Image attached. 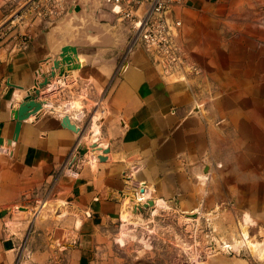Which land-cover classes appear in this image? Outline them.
<instances>
[{
    "label": "crops",
    "instance_id": "crops-1",
    "mask_svg": "<svg viewBox=\"0 0 264 264\" xmlns=\"http://www.w3.org/2000/svg\"><path fill=\"white\" fill-rule=\"evenodd\" d=\"M223 1L187 0L178 13L186 26H182L180 38L183 30L189 41L192 36L188 13L211 12ZM81 5L80 18L90 14L87 6L93 9L92 20L84 27L79 20L68 22L72 17L37 19L27 28L31 40L26 48L0 43V120L4 123V144L0 147V264H37L33 258L44 257V246L30 241L32 229L49 223L51 231L38 227L33 237L54 241L57 253L65 256L62 264H92L97 238L100 234L107 236L108 225L114 221L122 224L123 216L131 213L126 204L132 196L137 201L152 199L158 204L177 196L190 199V175L201 168L192 171L193 163L209 152L217 156L215 116H231L232 126L242 135L239 142L251 160L242 159L241 163L264 166V119H257L258 114L264 116V43H258L259 31L250 29L239 39L234 38L230 46L225 42L220 46L234 63L240 58L247 61L248 72L242 75L241 67L234 64L232 75L226 74V59L216 61L212 77L221 90L214 100L216 111L208 110L209 121L200 111L195 112L201 106L186 76L181 80L176 74L165 75L143 48L129 49V26L120 21L122 28L113 33L118 19L106 6L109 11L86 5L83 0ZM13 12L10 5H0V25ZM261 35L264 39V32ZM68 42L78 48L75 63L79 67L72 75L52 78L41 89L37 99L43 103V113L25 121L18 140L8 143L15 130L10 105H18L35 84L39 61L48 56L57 59ZM222 93L229 97H222L219 103ZM75 102L81 107H75ZM248 106L251 110H241ZM96 114H102L100 119L95 120ZM62 116H69L77 130L65 126ZM82 141L89 145L97 142V148L90 147L87 156L74 163ZM106 149L109 161H89L91 154H102ZM47 189L56 194L54 201L60 210L45 221L36 219L28 243L21 245L18 235L29 228L24 209L40 204ZM44 200L51 201L48 197ZM20 219L27 225L15 230ZM10 240L12 247L6 246Z\"/></svg>",
    "mask_w": 264,
    "mask_h": 264
},
{
    "label": "rangeland",
    "instance_id": "rangeland-1",
    "mask_svg": "<svg viewBox=\"0 0 264 264\" xmlns=\"http://www.w3.org/2000/svg\"><path fill=\"white\" fill-rule=\"evenodd\" d=\"M28 1L0 0V5L2 7L10 5L16 12ZM83 1L86 5L91 3L94 8H104L109 11L100 0ZM65 3L68 9L71 3L80 4L81 0H65ZM86 10L90 14L80 18L82 24L80 27H84L85 22L89 23L92 20L90 18L93 9L87 6ZM207 13H188L189 27L191 26L189 32L192 35L189 38L192 43L184 30L182 41L191 59L198 66L199 73L186 76V80L189 79L194 87L196 101L201 106L195 112L200 111L199 114L210 121L208 110L216 111L214 107L217 103L214 100L221 90L212 77L213 71H216V61L226 59L228 66L223 68L226 74L232 75L234 64L241 67L242 75L248 72L247 61L240 58V61L234 63L232 58L228 59L223 54L220 46L223 42L230 46L234 38L239 39L241 33L243 36L244 32L250 29L259 31L258 43H264L261 35L264 32V0H224L220 6ZM75 20L77 19L72 17L68 22ZM122 25L120 20L116 21L111 31L116 33ZM24 27L26 28L25 25ZM183 27H186L184 23ZM17 42L16 32L0 37L3 46L13 44L12 47L16 48ZM222 97L229 96L225 93L220 94L219 103L224 99ZM251 107H242L241 110L249 111ZM257 119L262 120L264 116L258 114ZM212 120L216 122L214 127L218 133V138L216 137L218 150L215 153L217 156L209 152L206 157H200L202 161L200 159L199 162L193 163L192 171L201 166L195 175H192L193 172L190 175V189L194 197L189 196L190 199H187L177 196L175 199H166V204L160 203L161 205L144 210L142 213L143 204L140 203L147 199L137 201L132 196L133 199L130 200L132 205L134 200L138 204L135 209L132 208L133 212L140 214L146 222L137 224L136 220H132L131 213H126L122 224L116 220L108 225L109 234L107 236L100 234L97 238L92 251V264H264V258H261L257 252H252L244 245L239 248L233 247V237L239 234L244 212H249L255 219L250 223V239L255 242H258V239L262 242L261 239H264V233H261L264 230V166L260 163L245 165L241 163L240 160L249 162L251 158H248V151L240 143L242 135L238 134V129L234 128V125L232 126L231 116L224 118L215 116ZM219 164L223 166L219 167ZM198 172L203 174L212 172L205 186L201 185L196 174ZM55 195L47 189L46 195L41 197L40 204L36 203L34 205L36 207L33 208L25 207L23 214L27 216L29 228L26 227L25 231L18 235L21 245L28 243L31 225L36 219L45 221L51 214H56L60 210L58 204H55ZM47 197L51 201L44 200ZM126 205L128 206V203ZM18 222L15 230L27 225L21 219ZM51 224L36 225L35 231L32 229L30 241L32 239L37 245L44 246V249L42 248L44 257L33 258L34 263H63L65 256L63 253H57L58 246L54 241L47 242L33 237L38 227L41 230L51 231ZM125 227L129 229L126 230ZM125 231L127 235L123 236L122 232ZM122 237L125 243L120 242Z\"/></svg>",
    "mask_w": 264,
    "mask_h": 264
},
{
    "label": "built area",
    "instance_id": "built-area-1",
    "mask_svg": "<svg viewBox=\"0 0 264 264\" xmlns=\"http://www.w3.org/2000/svg\"><path fill=\"white\" fill-rule=\"evenodd\" d=\"M113 11L121 22L126 23L132 39L129 49L141 47L166 73H199L188 50L180 38L183 20L178 14L187 0H101ZM65 0H29L0 25V37L16 32V49H24L31 40L27 32L37 19H52L63 16L67 11ZM171 11L174 22L170 23L167 13ZM26 26V28L24 27ZM25 28V29H24Z\"/></svg>",
    "mask_w": 264,
    "mask_h": 264
},
{
    "label": "water",
    "instance_id": "water-1",
    "mask_svg": "<svg viewBox=\"0 0 264 264\" xmlns=\"http://www.w3.org/2000/svg\"><path fill=\"white\" fill-rule=\"evenodd\" d=\"M101 1V0H100ZM102 2V1H101ZM82 10L81 3H71L68 6L66 13L63 15V19H68L70 17H75L77 20H80L78 13ZM170 23L174 22L173 14L171 11L167 13ZM59 56L57 59H54L52 56H48L39 61V67L34 71V85L28 89L27 94L19 101L18 105H10V115L13 121H15V130L14 136L8 141L12 143L13 141L18 140L22 124L27 121L32 116H40L43 113V103L37 99V96L40 95L41 89L46 85L51 83V79L58 76L60 79L62 76L72 75L73 69L79 67V64L75 63V60L78 58V48L75 44L65 43L58 53ZM2 110V99L0 98V116ZM62 122L65 126L70 129L77 130L76 126L72 124L69 116H62ZM4 123L0 120V147L4 144V138L1 136L2 128ZM90 147L94 149L97 148L95 145H89L87 141H82L77 147V153L75 156L74 163H78L80 160H83L87 153L90 150ZM106 149L102 154H95L96 161H109L110 156ZM147 192V190H146ZM122 193V192H121ZM154 200H149L146 204H143L141 207L142 213L144 210L149 208H154ZM6 214V212H3ZM6 246L12 247V241L6 242Z\"/></svg>",
    "mask_w": 264,
    "mask_h": 264
},
{
    "label": "bare ground",
    "instance_id": "bare-ground-1",
    "mask_svg": "<svg viewBox=\"0 0 264 264\" xmlns=\"http://www.w3.org/2000/svg\"><path fill=\"white\" fill-rule=\"evenodd\" d=\"M160 66V65H159ZM161 67V66H160ZM162 68V67H161ZM162 71H163V68H162ZM164 72V71H163ZM166 75H172V74H176V75H178L179 76V78L181 79V80H183V79H185V76H187V74H186V72H183V71H175V72H171V73H166V72H164ZM56 80V79H55ZM65 82V81H64ZM62 85V84H61ZM74 105H75V107H77V108H80L81 106H80V103L79 102H75L74 103ZM102 116V114L101 115H99V114H96V116H95V120H97V119H100V117ZM36 118V117H35ZM30 119V118H29ZM242 129V131H244L245 129H246V127H242L241 128ZM98 130V129H97ZM93 140V139H92ZM95 141V140H94ZM94 143H97V142H94ZM99 149H101V148H99ZM121 157V156H120ZM124 159V158H123ZM89 161H91L93 164H96L97 163V161H96V155L95 154H91L90 155V158H89ZM124 161V160H123ZM219 162V161H218ZM223 164V163H222ZM220 165V164H219ZM223 165H220L219 167H222ZM94 167H96V166H94ZM208 168H209V166H208ZM208 170V169H207ZM206 170V171H207ZM210 170V169H209ZM205 171V172H206ZM197 174V176H198V179H199V181L200 182H202V183H206L207 182V180L210 178V176H211V174L212 173H209V174H203V173H201V172H198V173H196ZM128 175V174H127ZM149 200H147V201H144V202H142V203H140V204H146L147 202H148ZM155 202V206H158V205H161V204H158L159 202L157 201H154ZM162 202V201H161ZM164 202V201H163ZM162 202V203H163ZM166 204V203H165ZM138 204L134 201V203H133V205H132V202L130 201L129 203H128V207H130L131 208V213H132V216H133V219H135L136 220V223L137 224H139V223H144V222H146V219H144L143 217H141V215L140 214H137V213H135V211L133 212V210H132V208L134 207V209H135V206H137ZM199 211H200V209H198ZM195 211H197V210H195ZM245 213V214H244ZM243 214V217H241V218H243L242 220H241V222H240V228H239V234H238V236H236L235 238L233 237V240H234V242H233V244H234V246L233 247H242L243 245L244 246H246L248 249H250L252 252H257L258 254H259V256L261 257V258H264V239H261L262 240V242L258 239L257 241L258 242H255V241H253V240H251L250 239V233H249V231H251L250 229V223L251 222H253V220H255V219H253L252 218V215L249 213V212H244ZM255 222V221H254ZM78 224H80L81 222H80V220H78V222H77ZM130 224V222L128 223V225ZM128 225H125V226H128ZM129 229V227H125L124 229ZM250 228V229H249ZM126 229V230H127ZM262 229V228H261ZM264 230H262V232L261 233H264L263 232ZM126 232L127 231H125V232H122V234H123V236H126L127 234H126ZM237 233V232H236ZM234 236V235H233ZM253 237V236H252ZM142 240L144 241V239L142 238ZM259 241L261 242V243H259ZM120 242L121 243H125V239H124V237H122L121 239H120Z\"/></svg>",
    "mask_w": 264,
    "mask_h": 264
},
{
    "label": "flooded vegetation",
    "instance_id": "flooded-vegetation-1",
    "mask_svg": "<svg viewBox=\"0 0 264 264\" xmlns=\"http://www.w3.org/2000/svg\"><path fill=\"white\" fill-rule=\"evenodd\" d=\"M103 4V3H102Z\"/></svg>",
    "mask_w": 264,
    "mask_h": 264
}]
</instances>
